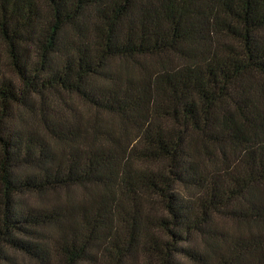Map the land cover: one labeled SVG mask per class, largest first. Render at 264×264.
Segmentation results:
<instances>
[{"label": "trees", "instance_id": "trees-1", "mask_svg": "<svg viewBox=\"0 0 264 264\" xmlns=\"http://www.w3.org/2000/svg\"><path fill=\"white\" fill-rule=\"evenodd\" d=\"M0 264H264V0H0Z\"/></svg>", "mask_w": 264, "mask_h": 264}, {"label": "rangeland", "instance_id": "rangeland-1", "mask_svg": "<svg viewBox=\"0 0 264 264\" xmlns=\"http://www.w3.org/2000/svg\"><path fill=\"white\" fill-rule=\"evenodd\" d=\"M20 260H21V258H20Z\"/></svg>", "mask_w": 264, "mask_h": 264}]
</instances>
